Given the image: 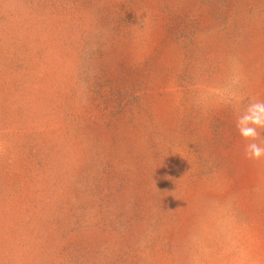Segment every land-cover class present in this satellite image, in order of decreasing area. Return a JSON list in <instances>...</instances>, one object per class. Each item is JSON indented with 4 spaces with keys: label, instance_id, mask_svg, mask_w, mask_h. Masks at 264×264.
Masks as SVG:
<instances>
[{
    "label": "rangeland",
    "instance_id": "obj_1",
    "mask_svg": "<svg viewBox=\"0 0 264 264\" xmlns=\"http://www.w3.org/2000/svg\"><path fill=\"white\" fill-rule=\"evenodd\" d=\"M264 0H0V264H264Z\"/></svg>",
    "mask_w": 264,
    "mask_h": 264
},
{
    "label": "clouds",
    "instance_id": "obj_2",
    "mask_svg": "<svg viewBox=\"0 0 264 264\" xmlns=\"http://www.w3.org/2000/svg\"><path fill=\"white\" fill-rule=\"evenodd\" d=\"M241 79L239 72L230 77L228 102L235 107V128L244 142V155L258 162L264 160V101L251 99L241 107Z\"/></svg>",
    "mask_w": 264,
    "mask_h": 264
}]
</instances>
